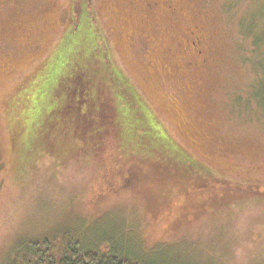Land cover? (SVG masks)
I'll list each match as a JSON object with an SVG mask.
<instances>
[{
    "label": "rangeland",
    "instance_id": "rangeland-1",
    "mask_svg": "<svg viewBox=\"0 0 264 264\" xmlns=\"http://www.w3.org/2000/svg\"><path fill=\"white\" fill-rule=\"evenodd\" d=\"M89 2L76 14L75 0H0V264L23 238L107 216L178 264H264V108L251 98L264 47L251 54L240 27L264 24V0ZM181 155L248 186L243 199L193 217L194 194L187 213L171 195L106 191L101 165Z\"/></svg>",
    "mask_w": 264,
    "mask_h": 264
},
{
    "label": "trees",
    "instance_id": "trees-1",
    "mask_svg": "<svg viewBox=\"0 0 264 264\" xmlns=\"http://www.w3.org/2000/svg\"><path fill=\"white\" fill-rule=\"evenodd\" d=\"M78 1L75 0L73 11L76 14L79 13ZM85 2L90 8L89 0ZM92 15L90 11L91 19ZM244 22L240 23V27L245 35L251 38L253 50L251 54L257 56L264 47V24L250 21V24L243 25ZM103 48L104 51L107 50L104 45ZM255 59L253 67L259 75L251 88V98L264 108V61L260 57ZM182 157V160L184 159L182 163L174 161V165L168 159L169 165L165 166L166 169L158 168L162 159L139 158L137 159L140 160L137 162L139 165L131 163V160L123 161L118 167L113 164L104 168L101 165L102 171L104 170L102 177L106 179V191L115 194L144 188L148 194L156 196L161 204L169 200L167 195H171L174 197L172 203L187 213L189 205L187 195L194 194L197 197L194 200L199 205H196L193 217H201L207 208L228 206L243 199L237 190L248 186L216 177L207 168ZM176 165L179 167L176 168ZM208 195L212 196L211 199H216L214 204H210L209 201L206 203L205 197ZM173 217L176 220H189V216L185 217L184 214L172 215L169 220L173 221ZM106 219L103 224L98 222L101 219H94L90 225L83 226L84 218H71L65 220L67 224L65 223L64 227L58 225L56 229L41 235L23 238L15 244L4 264H178L176 258L167 250L162 249L157 257L150 253L151 249L144 248L137 241L134 230L123 227L124 220L120 217L107 216ZM93 224V229L88 232ZM128 231L134 240L127 238Z\"/></svg>",
    "mask_w": 264,
    "mask_h": 264
},
{
    "label": "flooded vegetation",
    "instance_id": "flooded-vegetation-1",
    "mask_svg": "<svg viewBox=\"0 0 264 264\" xmlns=\"http://www.w3.org/2000/svg\"><path fill=\"white\" fill-rule=\"evenodd\" d=\"M157 3L156 0H146V5H149L150 3ZM194 45V44H193Z\"/></svg>",
    "mask_w": 264,
    "mask_h": 264
}]
</instances>
